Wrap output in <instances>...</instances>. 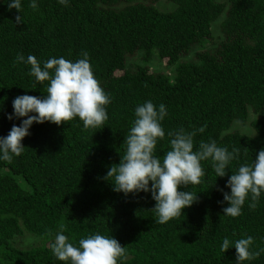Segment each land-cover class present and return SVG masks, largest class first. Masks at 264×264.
Returning <instances> with one entry per match:
<instances>
[{
	"label": "trees",
	"instance_id": "16d2710c",
	"mask_svg": "<svg viewBox=\"0 0 264 264\" xmlns=\"http://www.w3.org/2000/svg\"><path fill=\"white\" fill-rule=\"evenodd\" d=\"M158 1L68 0L64 6L21 0L18 13L9 10L11 0H0V137L27 118L7 119L16 97L46 96L48 82L37 84L28 75L30 65L15 63L18 54L35 56L42 67L50 58L76 62L87 52L111 100L103 128L86 131L78 118L60 126L33 123L22 154L11 163L0 160V264H65L50 248L61 226L75 245L94 234L116 239L126 248L118 264H237L234 243L247 236L254 240L250 250L264 249V193L255 210L249 196L238 217L223 213L228 178L264 149V115L249 121L250 135L231 130L233 122H247L248 111L264 109V0L161 1L174 4L169 12L159 11ZM218 19L219 37L204 49ZM197 47L203 49L192 60H180ZM163 60L167 72L150 70V63ZM147 101L166 108L156 157L170 150L169 131L205 125L193 138L194 151L201 140L240 150L222 178L210 160L202 161V182L179 189L196 194L197 202L165 224L156 223L150 191L125 196L103 179L125 154L135 109ZM23 232L38 238V245L14 248L12 237ZM225 238L230 248L223 253ZM243 264H264V252Z\"/></svg>",
	"mask_w": 264,
	"mask_h": 264
},
{
	"label": "clouds",
	"instance_id": "9594fccd",
	"mask_svg": "<svg viewBox=\"0 0 264 264\" xmlns=\"http://www.w3.org/2000/svg\"><path fill=\"white\" fill-rule=\"evenodd\" d=\"M67 6L68 0H58ZM35 9L36 3L30 4ZM9 10L20 13L21 0H11ZM17 25L23 22L22 16L15 17ZM82 59L72 62L63 57L50 58L43 63L33 55L27 59L18 54L15 63L30 65L28 75L35 78L37 84L48 82L46 96L43 98L29 95L16 97L12 102L13 113L7 117L25 118L19 126L13 124L6 137H0V160L12 162L13 156H20L24 151L22 140L30 135L29 128L33 123L45 122L60 126L74 119H79L84 130L103 128L108 119L106 106L110 97L95 78L89 62L88 53L83 52ZM32 114V115H30ZM166 115L163 104L156 105L151 101L137 106L135 120L127 134L124 144L125 154L118 165H112L103 178L111 181L113 191L123 193L151 192L155 201L152 209L157 217L156 223L165 224L182 216L183 209L197 202V195L190 191H180V187L199 185L205 176L202 161H211L217 177H224L230 161L240 155V150L231 152L218 147L214 140L200 141L198 150L194 151L193 138L203 133L206 125L186 132L183 128L169 131L170 150L162 159L154 155L158 140L165 137L161 121ZM245 149V154L247 153ZM151 182V188L149 183ZM230 194L223 193V202L228 207L223 209L225 216L232 218L241 215L245 201L251 197L250 210H255L261 193H264V149L256 155L252 164H241L238 171L232 174L225 185ZM51 233H49L50 235ZM253 237L247 236L235 241V258L237 264L258 258L264 249L250 250ZM53 256L65 264H118L126 258V248L112 238L101 234L81 238L78 245L70 243L61 230L55 234L50 245ZM230 248L228 238L223 240L220 251L225 253Z\"/></svg>",
	"mask_w": 264,
	"mask_h": 264
},
{
	"label": "rangeland",
	"instance_id": "374dc122",
	"mask_svg": "<svg viewBox=\"0 0 264 264\" xmlns=\"http://www.w3.org/2000/svg\"><path fill=\"white\" fill-rule=\"evenodd\" d=\"M161 1H165V0H159L158 3H156V5L154 4V6L161 12H169L171 10L174 9V4L171 3V2H167V3H164V2H161ZM217 2H222L223 0H216ZM219 20H216L215 22L212 23L211 25V31H210V34H211V44H206L203 46L204 49H210V48H213L214 44L216 43L218 37H219V30H218V25H219ZM203 48H194L193 50V53L187 57H184L182 59H180L181 61H190L192 60V55L196 52V51H199L200 49H203ZM164 61H162V63L159 65L157 64L156 65V62L154 61L153 63H150V70H160L162 72H167V70H165L164 68ZM260 115H264V109L262 111H260L258 114H252L250 111H248V119H247V122L245 124H239L238 122H233L232 125H231V130H236L238 131L239 133H242L244 135H250L252 130L249 126V121L252 120V119H255L257 118L258 116ZM15 180H17L18 184L20 187L22 188H26V185L21 181V180H18L20 179L19 177L17 176H14ZM39 243V239L34 237L33 235H29L25 232L21 233L20 235H14L12 237V240H11V245L18 249V250H25L31 246H37Z\"/></svg>",
	"mask_w": 264,
	"mask_h": 264
}]
</instances>
